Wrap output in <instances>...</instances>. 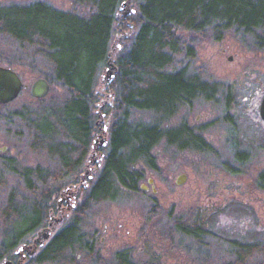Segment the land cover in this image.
Wrapping results in <instances>:
<instances>
[{"label":"trees","instance_id":"1","mask_svg":"<svg viewBox=\"0 0 264 264\" xmlns=\"http://www.w3.org/2000/svg\"><path fill=\"white\" fill-rule=\"evenodd\" d=\"M121 1L71 0L70 8H57L44 0L0 6V32L22 46L31 45L29 62L42 60L39 68L45 78L66 91L54 106L51 103L48 112L36 118L24 116L34 128L31 147L42 149L53 165L21 166L9 161L11 173L21 180L25 191L18 193L16 186H10L0 204V264L7 260L21 264L23 252L17 251L16 245L46 224L55 211L61 212L58 201L63 198L59 197L65 193L71 196L68 187L74 186L78 193L76 186L83 185L82 177L77 183L76 178L92 149L96 85L107 65L116 25L130 19L123 24L135 32L116 50L113 63L117 70L113 79L106 81L113 90L114 111L103 145V165L85 190L84 201L68 209L71 215L66 224L43 245H37L38 252L27 254L30 259L25 264H75L76 254L83 252L95 255V262L102 264L105 259L95 248L94 234L85 235L91 206L114 198L116 184L141 190L145 167L157 168L153 148L161 140L179 148L208 145L202 134L185 123L166 128L157 121L143 122L133 116L135 111L146 110L170 115L196 97L213 99L221 87L219 81L192 67L195 47L182 31L209 33L219 40L233 30L242 38L250 37L256 48H264V0H136L135 12L120 20ZM247 159L248 154L240 152L237 166H229L230 170L242 171ZM256 183L264 188V172ZM174 226L194 237L200 230L194 216L175 219ZM232 245L233 257L227 264H264V243L234 241ZM13 257H17L15 261ZM112 264L149 263L133 260L129 250L123 249L114 255Z\"/></svg>","mask_w":264,"mask_h":264},{"label":"rangeland","instance_id":"2","mask_svg":"<svg viewBox=\"0 0 264 264\" xmlns=\"http://www.w3.org/2000/svg\"><path fill=\"white\" fill-rule=\"evenodd\" d=\"M31 1L34 0H0V6ZM44 1L57 8L72 6L71 0ZM126 4L134 9L130 14L134 13L136 0H128ZM126 8L119 7L118 19L126 17ZM129 20L124 19L123 23ZM123 23L120 27L116 25L111 39L113 59L116 50L135 32ZM181 35L195 47L192 67L205 77L219 81L221 87L213 99L196 97L170 115L146 110L135 111L133 116L143 122L157 121L166 128L185 123L202 134L208 145L198 149L179 148L161 140L153 148L157 168L145 167V177L140 182L144 188L134 191L116 184L114 198L91 206L86 215L85 235L94 234L95 248L105 259L102 264H112L114 255L123 249L129 250L133 260L149 264H227L233 257L234 241L264 243V188L256 183L264 172V120L259 115L264 92V48H256L250 37L242 38L233 30L226 31L219 40H213L209 33L192 35L182 31ZM123 36L126 37L122 39ZM31 47L22 46L0 32V65H11L27 85L13 100L0 103V204L10 186H16L18 193L25 191L21 180L11 173L9 161L21 166L53 165L42 149L31 147L34 128L24 116L36 118L48 112L51 103L54 106L66 91L60 84L50 83L45 96L31 95L30 84L37 77H45L39 68L42 60L29 62L32 57L27 54ZM107 68L108 65L99 74L96 85L98 99L93 108L96 129L91 139L92 149L76 178L77 183L82 177L83 185L75 194L72 193L75 187H68L72 190L69 202L76 204L84 201L85 190L104 162L105 146L98 144L104 125V135L109 136L107 130L114 111L113 90L106 86ZM242 151L248 154V159L241 166L242 171L233 172L229 166H237V156ZM181 174L184 180L176 182ZM67 196L68 193L60 197L58 194L55 201L63 198L58 201L62 206ZM70 215L63 205L61 212L55 211L46 224L28 233L15 249H19V244L33 249V241L41 231L51 230V235L55 234ZM190 216L197 217L200 227L197 237L177 231L174 226L175 219L187 220ZM75 257L78 259L75 264H98L95 255L89 257L87 252Z\"/></svg>","mask_w":264,"mask_h":264},{"label":"water","instance_id":"3","mask_svg":"<svg viewBox=\"0 0 264 264\" xmlns=\"http://www.w3.org/2000/svg\"><path fill=\"white\" fill-rule=\"evenodd\" d=\"M128 0H122L120 3V8H124L127 6V8L124 11V15H130L132 11H134L133 8H130L126 3ZM109 58L107 61V71H106V77L107 81H111L114 77V74L117 70L116 65L113 63V58L110 56L111 52H108ZM27 85L24 84L22 79L20 78V75L17 73L16 70H14L12 67L6 66V65H0V103H7L14 98L18 96L22 88L26 87ZM50 90V83L49 81L43 77H37L29 86V91L31 95L34 97H43L45 96ZM259 115L264 120V92L262 94V97L260 99L259 103ZM102 135L100 138V142L98 145H104L106 142V136L104 133L106 132V125L102 128ZM184 180V175L181 174L179 177H177L176 182H182ZM78 190V186H76ZM141 188H144L143 184H141ZM72 193L75 194V191H72ZM70 195H68L65 200L67 201V209L74 206L73 202H69ZM62 199L59 200V203ZM40 235V236H39ZM38 235L37 238L34 239V245L33 249L28 245H21L17 251H20V249H25L30 251L29 254H33L36 251V244L43 245L48 238L51 236V230H47L45 232L41 231V233ZM37 242V243H36ZM3 264H10V261L7 260L6 262H3Z\"/></svg>","mask_w":264,"mask_h":264},{"label":"flooded vegetation","instance_id":"4","mask_svg":"<svg viewBox=\"0 0 264 264\" xmlns=\"http://www.w3.org/2000/svg\"><path fill=\"white\" fill-rule=\"evenodd\" d=\"M70 198H71V196H70ZM67 200V199H66ZM70 200V199H69ZM67 202V201H66ZM63 205H65V204H63ZM63 205L62 206H59V209H60V211L62 210V207H63ZM37 245H38V243L36 244V248H37ZM37 250V249H36ZM27 254L26 253H24L23 252V254H22V261L21 262H25V261H27Z\"/></svg>","mask_w":264,"mask_h":264}]
</instances>
